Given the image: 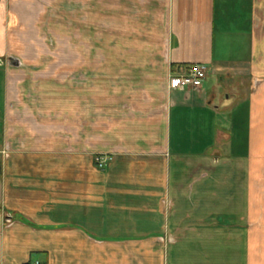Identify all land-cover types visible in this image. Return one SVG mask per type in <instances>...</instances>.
Masks as SVG:
<instances>
[{"label": "crops", "instance_id": "obj_1", "mask_svg": "<svg viewBox=\"0 0 264 264\" xmlns=\"http://www.w3.org/2000/svg\"><path fill=\"white\" fill-rule=\"evenodd\" d=\"M0 124V264H264V0H0Z\"/></svg>", "mask_w": 264, "mask_h": 264}, {"label": "rangeland", "instance_id": "obj_2", "mask_svg": "<svg viewBox=\"0 0 264 264\" xmlns=\"http://www.w3.org/2000/svg\"><path fill=\"white\" fill-rule=\"evenodd\" d=\"M69 8V7H68ZM65 21H67V19L64 18ZM65 24H67V27L69 26V21L65 22ZM64 24V25H65ZM64 34H67L66 31H64ZM65 36V35H64ZM47 43L48 46H50V48L52 50H54L51 55V60H49V62L54 61V54H55V50L57 48V45H55V38L48 36L47 38ZM69 37L65 36L64 38H62V44H63V49L65 47V45H69ZM64 57V56H62ZM15 65L18 66L17 68H19V70H17V72H20L21 76H27V77H31V78H57V79H62L63 81H66L67 79H84L87 77H101V71H87V70H80V71H73V70H69V69H54L53 64L49 65L48 67H51V69H28L26 67V64L21 62L22 64L19 65L18 61H14ZM9 66H11V62H9ZM209 80V84L205 85L207 88V90L212 89V86H214L216 84V80L214 77H210ZM206 81V80H205ZM205 81L203 82V84H205ZM202 84V85H203ZM69 86H64V89H68ZM85 98V97H84ZM67 100V99H64ZM66 102V101H64ZM70 102V101H68ZM67 102V103H68ZM1 125V124H0ZM254 192L256 194V201H255V205H264V167H254Z\"/></svg>", "mask_w": 264, "mask_h": 264}, {"label": "built area", "instance_id": "obj_3", "mask_svg": "<svg viewBox=\"0 0 264 264\" xmlns=\"http://www.w3.org/2000/svg\"><path fill=\"white\" fill-rule=\"evenodd\" d=\"M208 72L203 65H191L181 67L175 71L168 80V86L172 90L198 89L206 80ZM112 161L108 155H99L94 157V165L98 170H103ZM30 264H42L39 261H33Z\"/></svg>", "mask_w": 264, "mask_h": 264}]
</instances>
